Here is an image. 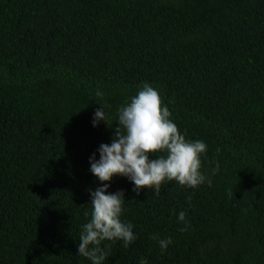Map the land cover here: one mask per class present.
<instances>
[{"label": "trees", "instance_id": "trees-1", "mask_svg": "<svg viewBox=\"0 0 264 264\" xmlns=\"http://www.w3.org/2000/svg\"><path fill=\"white\" fill-rule=\"evenodd\" d=\"M145 82L213 183L156 196L115 176L137 239L103 242L104 264H264V0H0V264H91L90 158Z\"/></svg>", "mask_w": 264, "mask_h": 264}, {"label": "clouds", "instance_id": "clouds-1", "mask_svg": "<svg viewBox=\"0 0 264 264\" xmlns=\"http://www.w3.org/2000/svg\"><path fill=\"white\" fill-rule=\"evenodd\" d=\"M96 95L102 97L103 93L97 91ZM100 105L102 108L94 112L93 126L105 121L111 127L106 105ZM117 111L119 127L115 129L111 144L100 145L99 160L95 154L90 158V172L103 186L91 192L92 211L88 222L81 226L78 252L91 264H104L108 258L111 244L102 247L103 242L123 241V247L127 248L137 239L133 225L121 219L124 192H108L115 176L127 177L134 184L133 191L137 194L147 188L156 196L166 182L175 181L181 187L190 189L205 183L211 187L213 183L212 178L202 171L201 157L206 156V143L186 139L171 119L172 114L157 89L147 82L143 83L130 102L126 101ZM155 153L162 155L150 159ZM219 170L217 162L211 176ZM178 220L187 223L185 212L179 213ZM181 231H187V228H181ZM151 239L159 241L162 251L173 243L170 237L160 239L154 235ZM140 264H147V261L141 259Z\"/></svg>", "mask_w": 264, "mask_h": 264}]
</instances>
